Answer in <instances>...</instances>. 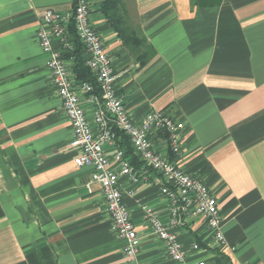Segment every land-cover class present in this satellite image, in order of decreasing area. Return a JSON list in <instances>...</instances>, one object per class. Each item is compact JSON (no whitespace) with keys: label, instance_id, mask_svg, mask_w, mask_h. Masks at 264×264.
Returning a JSON list of instances; mask_svg holds the SVG:
<instances>
[{"label":"crops","instance_id":"crops-1","mask_svg":"<svg viewBox=\"0 0 264 264\" xmlns=\"http://www.w3.org/2000/svg\"><path fill=\"white\" fill-rule=\"evenodd\" d=\"M72 5L0 0V264H264V0H89L90 23L127 112L136 123L151 111L181 123L178 153L161 133L152 135L153 147L200 178L218 203L225 246L193 213L172 228L188 254L185 263L168 257L142 209L169 221L158 172L125 157L139 179L119 177L140 240L132 259L100 186L89 184L93 169L74 162L72 129L37 41L41 13L65 14ZM134 38L143 40L140 47ZM67 41L69 51L56 40L52 46L93 126L79 58L65 57L74 45L69 30ZM119 140L104 146L115 172Z\"/></svg>","mask_w":264,"mask_h":264},{"label":"built area","instance_id":"built-area-1","mask_svg":"<svg viewBox=\"0 0 264 264\" xmlns=\"http://www.w3.org/2000/svg\"><path fill=\"white\" fill-rule=\"evenodd\" d=\"M89 13V0H73L71 11L65 14L52 9L44 10L41 13L37 41L40 49L48 54L46 67L72 129L70 147L77 150L74 162L78 167L88 166L93 169L89 184L95 183L100 186L113 230L125 241L123 248L125 256L136 258L140 240L123 202L119 177L126 176L134 184L138 183L139 179L121 149L114 152V160L118 163L119 171L115 172L112 169L104 146L116 143V132H121L129 139L131 149L141 165L158 172L162 178L161 193L167 197L170 205L168 223H162L151 208L143 206L142 209L146 213L151 232L164 242L168 257L175 262L185 263L188 254L172 228L180 223L182 216L191 213L201 216L217 244L225 246L222 216L211 190L200 178L185 173L182 168L170 161L167 155L153 147L152 135L161 133L166 136L171 152L178 153L182 124L159 111H151L140 122H134L118 94L115 85L116 74L111 60L100 36L90 23ZM70 22L73 23L75 35L85 49V66L95 77L98 86L97 94L90 83L80 84L87 103L93 106V126L87 120L79 98L72 88V80L68 76L63 55L52 46L56 40L63 50H71L67 41ZM198 247L194 244L192 249L196 250ZM192 264L205 262L199 260Z\"/></svg>","mask_w":264,"mask_h":264},{"label":"trees","instance_id":"trees-1","mask_svg":"<svg viewBox=\"0 0 264 264\" xmlns=\"http://www.w3.org/2000/svg\"><path fill=\"white\" fill-rule=\"evenodd\" d=\"M109 3H110V1H106V6L107 7L104 9L105 12H107L108 10L111 9V6L108 5ZM68 30L70 31V33L74 37V45H73L72 51L70 53H65V57H67L69 55H74L77 58H79V63L76 66L77 77L82 79L83 82L90 83L94 87V91L98 94L99 91H98L97 83L95 81V77L93 76L91 71L85 66V57L83 56V52H85V49H84V47L82 46V44L79 42V40L77 39V37L75 35L72 22L69 23ZM134 39H136V42H137L135 45H137V44L139 45V44H141L143 42L142 39H140V40L138 38H134ZM129 40H131V39H129ZM139 47H140V45H139ZM150 53H151V51H150ZM150 53H145L144 61H146L147 58H149L151 56ZM116 135H117V138L120 139L119 143H120L121 147L123 148V150L125 152V154H124L125 157H129L130 156L132 158V164L137 165V167L139 165H141V162L134 155V153H133V151L131 149L129 139L124 134H122L121 132H116Z\"/></svg>","mask_w":264,"mask_h":264}]
</instances>
